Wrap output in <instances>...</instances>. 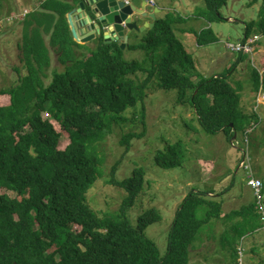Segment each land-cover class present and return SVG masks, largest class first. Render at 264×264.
<instances>
[{
	"label": "trees",
	"instance_id": "trees-1",
	"mask_svg": "<svg viewBox=\"0 0 264 264\" xmlns=\"http://www.w3.org/2000/svg\"><path fill=\"white\" fill-rule=\"evenodd\" d=\"M34 1L36 5L17 18L22 30L17 44L20 66L13 67L17 81L0 88V99L6 102L0 104V264H190V247L211 219L239 217L228 229L237 238L255 231L260 216L253 203L222 214L221 201L206 200L201 196L205 191L193 189L175 212L166 252L160 256L145 234L147 226L161 218L156 208L143 211L132 224L121 208L98 213L90 207L88 190L100 174L93 146L113 124L130 120L125 111L139 103L140 111L134 115L144 123L143 103L153 85L175 89L177 102L192 108L201 130L224 131L230 141L244 115L237 111L236 88L228 81L233 68L199 77L193 54L173 28L185 18L170 11L157 16L152 28L124 48L142 49V60L124 59L119 43H105L101 35L95 49L83 55L78 50L84 44L73 39L66 15L84 0ZM257 1V18L245 24L241 43L255 39L254 44L258 38L252 36H264V0L251 2ZM227 2L203 0L199 15L210 23L224 20L220 9ZM194 37L197 45L216 39L209 27ZM51 51L64 68L45 83ZM244 54L239 53L234 65ZM256 75L264 88V62ZM140 136L123 134L124 151ZM185 158L180 138L158 152L155 162L167 169L182 165ZM119 162L112 165L111 174ZM144 181L145 170L135 167L127 178L110 182L127 192L130 205L143 191ZM202 204L208 209L204 218H198Z\"/></svg>",
	"mask_w": 264,
	"mask_h": 264
},
{
	"label": "rangeland",
	"instance_id": "rangeland-1",
	"mask_svg": "<svg viewBox=\"0 0 264 264\" xmlns=\"http://www.w3.org/2000/svg\"><path fill=\"white\" fill-rule=\"evenodd\" d=\"M131 1L135 5L140 3L139 0ZM251 1L228 0L227 5L220 9L224 20L210 23L199 15L203 0H155L160 14L170 11L185 18L174 23L173 28L193 54L199 77L224 74L233 68L228 81L236 88L239 99L237 111L244 114L236 123L235 139L229 141L224 131L204 132L194 119L192 108L177 102L175 89H159L153 85L143 103L144 123L135 116L142 106L139 103L125 111L130 120L113 124L101 143L93 146L100 158V174L88 190V204L98 213L119 212L121 208L132 224L143 211L156 208L161 218L148 225L145 234L155 242L160 256L166 252L167 234L177 208L186 194L195 189L205 191L201 196L206 200L214 198L221 201L222 214L253 203L260 216V225L255 231L237 238L228 229L239 217L232 221L225 217L211 219L202 225L190 247V264H264V219L247 185L250 175L260 180L264 187V88L256 75L264 62V36L251 37L258 40L236 65L239 53L227 47L229 42L240 43L245 24L257 18L260 1ZM36 3L34 0H3L0 8V88L17 81L13 67L20 66L17 44L22 35L17 18ZM206 27L211 28L216 39L197 45L194 34ZM148 28L151 27L138 31L139 36ZM95 47H84L78 52L87 55ZM53 51L50 53L51 64L43 78L45 83L51 80L54 71L64 68ZM123 57L142 60L145 52L142 49H123ZM21 70L25 73L24 69ZM4 103L0 99V104ZM54 125L60 129L56 123ZM127 132L141 133V136L132 139L129 150L125 152L120 139ZM180 138L186 149L183 164L167 169L157 165V153ZM118 160L120 162L111 174V167ZM244 162L249 164L246 169ZM135 167L145 170L144 189L128 205L127 192L110 181L127 178ZM219 191L223 193L217 197L215 194ZM9 194L13 195V192ZM262 204L264 206V188ZM207 209V205H200L197 217L204 218Z\"/></svg>",
	"mask_w": 264,
	"mask_h": 264
},
{
	"label": "water",
	"instance_id": "water-1",
	"mask_svg": "<svg viewBox=\"0 0 264 264\" xmlns=\"http://www.w3.org/2000/svg\"><path fill=\"white\" fill-rule=\"evenodd\" d=\"M145 4L146 0H143L140 7L136 8L134 4L126 3V0H86L66 16L77 42H86L101 35L105 43L118 41L120 48H123L128 39L127 31H143L148 26L146 23L138 26L136 21H132L133 15L154 18V13L143 10ZM149 26L152 27L153 23ZM235 137L233 135L232 139Z\"/></svg>",
	"mask_w": 264,
	"mask_h": 264
},
{
	"label": "crops",
	"instance_id": "crops-1",
	"mask_svg": "<svg viewBox=\"0 0 264 264\" xmlns=\"http://www.w3.org/2000/svg\"><path fill=\"white\" fill-rule=\"evenodd\" d=\"M139 2L141 3V0H139ZM140 3H139V5H136L137 7H139L140 6ZM154 3H155V5L154 6H150V5H147V6H145V10L146 11H149V12H151V13H154V18H151V17H139V16H137V24L139 25V26H141V25H143L144 23H151V22H153L154 23V21H155V19H156V17L157 16H161V15H163V14H160V12H159V7L157 6V3L155 2V0H154ZM149 7H151V10L149 9ZM156 8H158V11L157 12H154V9H156ZM134 19V18H133ZM1 27V26H0ZM127 34H128V40H127V43H126V45L127 44H130V43H132V42H135L136 40H137V38H139L140 36H139V33L140 32H136V31H127L126 32ZM99 36H96L95 38H93V39H91V40H89V41H86V42H78V43H80V44H84V47H89V46H93V45H96V42H97V38H98ZM48 37L47 36H45V39H46V41L48 40L47 39ZM126 47V46H125ZM217 197H219V196H217Z\"/></svg>",
	"mask_w": 264,
	"mask_h": 264
},
{
	"label": "built area",
	"instance_id": "built-area-1",
	"mask_svg": "<svg viewBox=\"0 0 264 264\" xmlns=\"http://www.w3.org/2000/svg\"><path fill=\"white\" fill-rule=\"evenodd\" d=\"M233 51L245 50L249 51V47H243L242 45H234L231 47ZM245 168L249 167V164L243 163ZM247 185L251 188L254 198L256 199V203L260 213L262 214V218L264 219V206L262 204V197H263V185L260 180L253 178L249 175L247 179Z\"/></svg>",
	"mask_w": 264,
	"mask_h": 264
},
{
	"label": "bare ground",
	"instance_id": "bare-ground-1",
	"mask_svg": "<svg viewBox=\"0 0 264 264\" xmlns=\"http://www.w3.org/2000/svg\"><path fill=\"white\" fill-rule=\"evenodd\" d=\"M86 0H84V1H82V2H85ZM142 1L143 0H141V3H142ZM80 3V2H79ZM126 3H128V4H134L131 0H126ZM140 3V4H141ZM147 5H150V6H154L155 5V3H154V0H146V4H145V6H147ZM134 6L136 7V8H139V7H137L135 4H134ZM145 6H144V8H145ZM143 8V10L144 11H146L145 9ZM158 11V8H156V9H154V12H157ZM27 12V10H24L23 11V13L22 14H25ZM147 12H149V11H147ZM149 13H151V12H149ZM22 16V15H21ZM137 16L138 15H133L131 18H132V21H136V23H137ZM145 17H147V16H145ZM148 17H150V16H148ZM134 18V19H133ZM151 23H153V22H151ZM151 23H146V24H148V26L147 27H150L149 25L151 24ZM138 25V24H137ZM144 25V24H143ZM143 25H141V26H143ZM153 25H154V23H153ZM250 25V24H249ZM139 26V25H138ZM153 27V26H152ZM151 27V28H152ZM132 31V30H131ZM133 31H135V30H133ZM138 32V31H137ZM128 40V39H127ZM247 40V39H246ZM255 41V39H249L248 40V42L247 43H236V44H234V43H227V47L228 48H230L231 49V47L232 46H234V45H242L243 47H249V50L250 49H252L253 48V46H252V43ZM104 42V41H103ZM113 42H118V41H113ZM119 43V45H120V42H118ZM127 43V42H126ZM126 43H125V46H126ZM125 46L123 47V48H121V49H124L125 48ZM232 52H233V50H232ZM235 52H238V53H240V52H242V53H245V54H247V52L248 51H245V50H239V51H235ZM253 53V52H252ZM50 57V56H49ZM239 60H240V58H239ZM242 66V65H241ZM261 73V72H260ZM246 169V168H245ZM250 172V171H249Z\"/></svg>",
	"mask_w": 264,
	"mask_h": 264
}]
</instances>
